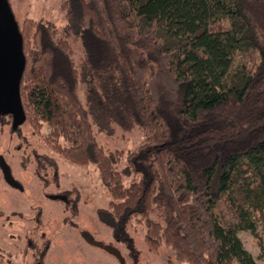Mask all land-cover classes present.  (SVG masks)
<instances>
[{
	"label": "trees",
	"instance_id": "1",
	"mask_svg": "<svg viewBox=\"0 0 264 264\" xmlns=\"http://www.w3.org/2000/svg\"><path fill=\"white\" fill-rule=\"evenodd\" d=\"M59 1L81 56L76 63L52 22L18 24L25 120L35 132L47 128L45 145L65 161L97 168L110 194L107 221L145 225L152 253L257 264L237 231L252 232L264 257L256 229L257 216L264 224V0ZM247 51L251 65L234 66ZM114 125L138 128L143 141L105 151L95 131ZM35 160L37 173L49 165L57 179L52 157ZM222 207L234 221L221 223Z\"/></svg>",
	"mask_w": 264,
	"mask_h": 264
},
{
	"label": "rangeland",
	"instance_id": "2",
	"mask_svg": "<svg viewBox=\"0 0 264 264\" xmlns=\"http://www.w3.org/2000/svg\"><path fill=\"white\" fill-rule=\"evenodd\" d=\"M9 2L21 27L25 20L52 22L58 35L69 41L75 62L79 61L80 41L65 32L67 18L59 0ZM25 32L31 46L29 38L33 30L25 28ZM238 62L250 66L252 55L248 51L236 53L233 65ZM11 121L10 115H0V155L22 188L8 184L0 169V264H166L168 260L187 264L175 260L169 248L162 247L158 254L152 253L143 241L145 225L142 223L130 220L116 226L107 221L103 208L107 207L110 194L94 165L75 166L47 148L44 125L35 132L30 121L25 120L17 131H12ZM95 138L107 152L127 151L143 141V134L138 128L124 131L114 125L109 134L96 130ZM35 153L47 154L56 161V180L52 177L53 170L45 163L36 172ZM124 164L117 165L119 170ZM43 177L48 180L47 184L43 183ZM131 178L124 177L125 184ZM62 192L68 196L67 203L50 197ZM218 215L223 225L234 221L225 207ZM152 218L158 219L156 215ZM256 219V229L264 238V224L260 217ZM237 235L256 263L264 264L254 234L238 230ZM92 240L118 249L122 262L103 247L92 244Z\"/></svg>",
	"mask_w": 264,
	"mask_h": 264
},
{
	"label": "water",
	"instance_id": "3",
	"mask_svg": "<svg viewBox=\"0 0 264 264\" xmlns=\"http://www.w3.org/2000/svg\"><path fill=\"white\" fill-rule=\"evenodd\" d=\"M23 37L9 0H0V115H11V125L15 129L21 125L26 115L20 97V81L25 68ZM0 169L8 184L21 189V184L12 176L5 158L0 155ZM51 198L64 199L63 195H50ZM92 244L103 247L122 262L121 254L113 246L98 241Z\"/></svg>",
	"mask_w": 264,
	"mask_h": 264
},
{
	"label": "flooded vegetation",
	"instance_id": "4",
	"mask_svg": "<svg viewBox=\"0 0 264 264\" xmlns=\"http://www.w3.org/2000/svg\"><path fill=\"white\" fill-rule=\"evenodd\" d=\"M57 195H59V194H57ZM60 195H63L65 197L63 200L67 201V198L64 194H60Z\"/></svg>",
	"mask_w": 264,
	"mask_h": 264
}]
</instances>
